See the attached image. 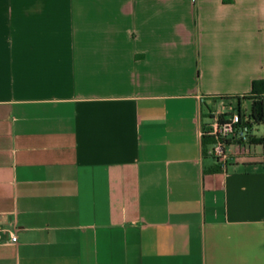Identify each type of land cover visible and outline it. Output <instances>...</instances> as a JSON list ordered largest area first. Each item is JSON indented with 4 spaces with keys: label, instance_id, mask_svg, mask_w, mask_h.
<instances>
[{
    "label": "crops",
    "instance_id": "0c3cea01",
    "mask_svg": "<svg viewBox=\"0 0 264 264\" xmlns=\"http://www.w3.org/2000/svg\"><path fill=\"white\" fill-rule=\"evenodd\" d=\"M254 83L264 0H0V264H264V119L202 137Z\"/></svg>",
    "mask_w": 264,
    "mask_h": 264
},
{
    "label": "built area",
    "instance_id": "2783aa9c",
    "mask_svg": "<svg viewBox=\"0 0 264 264\" xmlns=\"http://www.w3.org/2000/svg\"><path fill=\"white\" fill-rule=\"evenodd\" d=\"M202 124V137L208 141L211 155L222 169L244 160L256 145L255 128L251 110L237 102L236 98L216 96ZM16 243L17 237L12 236Z\"/></svg>",
    "mask_w": 264,
    "mask_h": 264
},
{
    "label": "trees",
    "instance_id": "16d2710c",
    "mask_svg": "<svg viewBox=\"0 0 264 264\" xmlns=\"http://www.w3.org/2000/svg\"><path fill=\"white\" fill-rule=\"evenodd\" d=\"M260 84L261 83H254L252 95L241 98L242 100H250L252 102L251 113L256 124L262 123L264 119V104L262 97L255 94V91H257V88L260 86ZM241 99L239 98V100Z\"/></svg>",
    "mask_w": 264,
    "mask_h": 264
}]
</instances>
